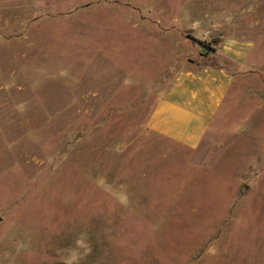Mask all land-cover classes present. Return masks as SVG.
Instances as JSON below:
<instances>
[{
    "label": "rangeland",
    "instance_id": "374dc122",
    "mask_svg": "<svg viewBox=\"0 0 264 264\" xmlns=\"http://www.w3.org/2000/svg\"><path fill=\"white\" fill-rule=\"evenodd\" d=\"M225 46L200 146L150 130ZM0 216V264H264V0H0Z\"/></svg>",
    "mask_w": 264,
    "mask_h": 264
},
{
    "label": "crops",
    "instance_id": "0c3cea01",
    "mask_svg": "<svg viewBox=\"0 0 264 264\" xmlns=\"http://www.w3.org/2000/svg\"><path fill=\"white\" fill-rule=\"evenodd\" d=\"M250 48L224 47V57L236 68L195 64L177 70L148 118L150 130L188 148L199 147L218 125L214 124L229 99H234V85Z\"/></svg>",
    "mask_w": 264,
    "mask_h": 264
},
{
    "label": "clouds",
    "instance_id": "9594fccd",
    "mask_svg": "<svg viewBox=\"0 0 264 264\" xmlns=\"http://www.w3.org/2000/svg\"><path fill=\"white\" fill-rule=\"evenodd\" d=\"M72 258L75 259V256H73Z\"/></svg>",
    "mask_w": 264,
    "mask_h": 264
},
{
    "label": "water",
    "instance_id": "95a60500",
    "mask_svg": "<svg viewBox=\"0 0 264 264\" xmlns=\"http://www.w3.org/2000/svg\"><path fill=\"white\" fill-rule=\"evenodd\" d=\"M1 218H2V217L0 216V220H1Z\"/></svg>",
    "mask_w": 264,
    "mask_h": 264
}]
</instances>
